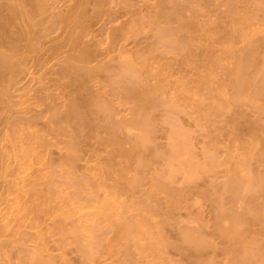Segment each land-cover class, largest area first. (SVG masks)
I'll list each match as a JSON object with an SVG mask.
<instances>
[{
	"label": "bare ground",
	"instance_id": "1",
	"mask_svg": "<svg viewBox=\"0 0 264 264\" xmlns=\"http://www.w3.org/2000/svg\"><path fill=\"white\" fill-rule=\"evenodd\" d=\"M60 1L62 7L59 0H0V172L10 160L4 137L19 131L26 133L21 150L32 158L26 159L29 169L44 166H33L28 179L6 181L27 196L9 215L2 213L1 194L12 190L2 186L13 169L3 172L0 264H11V256L16 264H90L102 253L124 254L126 260L118 257L123 264L143 258L153 264H264V0L139 3L147 9H134L131 0ZM146 25L149 43L139 39ZM132 37L133 47H127ZM236 40L244 41L238 54ZM24 74H32L36 88L22 84ZM226 87L232 89L227 96ZM28 92L30 104L15 108L14 98ZM130 102L128 116L118 118ZM244 109L254 115L245 135V126L237 128ZM180 113L192 120V129L184 117L179 121ZM126 125L139 132L130 134ZM158 125L164 144L155 141ZM195 145L202 158L196 163L188 156L199 154ZM156 161L164 168L153 167ZM219 166L225 175L214 184L209 174ZM56 167L71 175L63 181L75 185L76 201L93 195L95 214L79 211L76 217L75 205L65 210L66 204L53 203L49 187ZM15 168L10 176L21 171ZM82 182L95 189H83ZM86 189L93 194L85 195ZM100 190L107 194L101 197ZM87 198L82 205H91ZM75 243L79 250L69 246ZM132 246L140 260L128 258ZM65 247L78 251L77 261ZM99 259L92 263L102 264Z\"/></svg>",
	"mask_w": 264,
	"mask_h": 264
},
{
	"label": "rangeland",
	"instance_id": "2",
	"mask_svg": "<svg viewBox=\"0 0 264 264\" xmlns=\"http://www.w3.org/2000/svg\"><path fill=\"white\" fill-rule=\"evenodd\" d=\"M120 1H121V0H120ZM147 1H148V0H147ZM151 1H153V0H149V1H148V4H149ZM154 1H155V0H154ZM154 1L151 2V3H154ZM59 2H60L59 5L62 7V5H61V1H60V0H59ZM59 2H58V3H59ZM140 2H143V3H144L145 0H144V1H142V0H141V1H139V0H131V3L134 4V6H135V8H134V6L131 7V9L134 10V9H136V7H137V9H138L139 7H143L144 4L147 3V2H145L144 4H143V3L139 4ZM62 4H63V3H62ZM142 4H143V6H139V5H142ZM59 5H58V6H59ZM150 5H151V4H150ZM56 6H57V4H56ZM145 6H146V5H145ZM145 6H144L143 8L147 9V7H145ZM63 7H64V6H63ZM133 8H134V9H133ZM224 8H225V7L223 6L222 9H224ZM145 9H144V12L146 13L147 10H145ZM137 11H138V12H137L136 14H138L139 12H140L141 14L143 13V9H142V8L139 9V10H137ZM141 11H142V12H141ZM145 13H144V14H145ZM146 14H147V13H146ZM134 15H135V14H134ZM124 17L127 18L126 15H125ZM124 17H121V20H124V19H123ZM144 19H146V18H144ZM118 21H120V20H117V22H118ZM117 22H116V23H117ZM120 22H121V21H120ZM114 23H115V22H114ZM114 23H112L111 25H113ZM116 23H115V25H116ZM118 23H119V22H118ZM118 23H117V24H118ZM99 25H100V24H99ZM146 27H147V28H146ZM253 27H254V26H253ZM255 27H257V26H255ZM144 28H145V29H144ZM144 28H142V29H143L142 32H143L144 34H143V33L139 34V39L142 38V39H141V42H142L143 39H145L144 42L147 40V42L149 43L148 37L151 35V34H149V33H152V31L149 29V26H147V25L144 26ZM146 30H147V32H144V31H146ZM148 30H149V31H148ZM108 31H110V29H109ZM150 31H151V32H150ZM106 32H107V30H106ZM147 33L149 34L148 36L146 35ZM223 34H224V33H223ZM145 35H146L147 37H146ZM142 36H143L144 38H143ZM133 38H134V37H132L131 39H129V41L126 42L127 47H133V46H132L133 43H134V41H133L134 39H133ZM149 39H150V38H149ZM130 40H132V41H130ZM144 42H143V44H144ZM238 42H239V43H238ZM243 42H244V41H242V40H236L235 45H234V48H236V49H234V50H236V53H237V54H238L237 51L239 50V48L242 47V45L244 44ZM131 43H132V44H131ZM130 44H131V46H129ZM62 50H63V49H62ZM234 52H235V51H234ZM115 54L117 55L116 52H115ZM237 54L234 53V55H237ZM61 56H62V55H61ZM61 56H58V57H61ZM117 56H118V55H117ZM54 58H55V57H54ZM54 58H52L53 60L51 59V60L49 61V64H50V63L52 64V63H54V62L57 61L58 58H57V57H56L55 59H54ZM229 60H230V61H229ZM233 60H234L233 58H229V59H228V61H227L228 64L225 63V64L227 65V67H228V66L231 67V66L233 65V64H232ZM51 61H52V62H51ZM49 64H48V66H50ZM225 69H226V68H225ZM30 70H31V69H30ZM217 71H219V72H223L224 69H223V68H219V69H217ZM28 74H29V73H28ZM221 74H222V73H220V75H221ZM26 75H27V74H26ZM26 75L24 74L25 77H26ZM31 75H32V74H30V76H29V75H28V76H29L30 78H32ZM35 75H36V74H35ZM28 76L26 77V79H25V77L22 78V82L24 81L22 84L26 86V84H27L26 82L28 81V84H29V85L27 84L26 87L31 86L32 88H36V87H37V84H39V83H38V82H34V83H33V80H34V79H32V82H31V81L29 80V77H28ZM35 80H36V79H35ZM29 81H30V83H29ZM30 84H31V85H30ZM25 86H24V87H25ZM226 88H227L228 90H227ZM226 88H224V89L227 90V91H225V92H226L225 94H226V96H227V95H228L227 92L229 91L228 93L230 94V91L232 92V89H230L229 87H226ZM21 92H22V94H23V92H24V94H25L24 89H22L21 91H19V94H20ZM17 93H18V92H17ZM30 93H33V91H30ZM30 93L28 92L27 95H21L22 98H20L21 96L18 97V98L15 97L14 99H18V104L15 105V106H17V107H15V108L18 109V107H19V108H21V110L25 109V107H26L27 105H29L31 101H30L29 98H28V99H25L24 96H29ZM26 98H27V97H26ZM20 101H22L23 103L20 102ZM245 102H246V101H245ZM243 103H244V102H243ZM132 105H133V103L130 102V103H125V104L123 105L124 107L121 106V107H120V111H119V113H118L119 115L117 114V115H118V118L121 117V115H122V116L125 115V114L127 115V112L130 111V108L132 107ZM247 108H248V107H245V109H247ZM163 109H164V108H163ZM245 109H244L243 112L246 111ZM157 111H160V110L158 109ZM162 111H163V110H162ZM162 111H161V112H162ZM161 112H160V114H161ZM163 112H164V111H163ZM243 112H242V113H243ZM158 113H159V112H157L156 114H158ZM242 113L240 114L241 116L244 114V113H243V114H242ZM245 113H247L246 116L243 115L245 118H243V117H241V118H237V119H240V121L238 120V121H239V124H238L239 126H238L237 128L239 129V127H240L241 124H242V126H245V127H242V126H241L243 129L245 128V129L242 130V131H240V129H241V127H240L239 131L241 132V134H242V133H243V134H244V133L246 134V133L248 132V131H247V126H246L247 124H246V123H250V122H251L250 119H253V118H254V115H253L252 118L249 117L250 115L248 114L247 111H246ZM126 115H125V116H126ZM179 115H181V118L179 119V121H180V120L183 121V119L186 118L185 116H182V113H180ZM248 115H249V116H248ZM127 116H128V115H127ZM158 116H162V115H159V114H158L157 117H158ZM251 116H252V115H251ZM155 117H156V116H155ZM183 117H184V118H183ZM159 118L161 119L162 117H159ZM159 118H157L158 121H161V122H162V120H160ZM182 118H183V119H182ZM249 118H250V119H249ZM187 119H188V118H187ZM187 119H185V122H184V124H187L185 127L188 128V129H192L193 126L188 125L187 122H189V123H191V124H192L193 122H192L191 119H188V120H187ZM242 119H243L244 121H243ZM241 120H242V121H241ZM41 121H42V119H41ZM181 121H180V122H181ZM248 121H249V122H248ZM161 122H160V123H161ZM243 122H244V123H243ZM236 124H237V122H236ZM243 124H244V125H243ZM245 124H246V125H245ZM2 126H4V125H2ZM163 126H164V125H163ZM125 127L131 129V130H129V131H130V134L135 135L136 133L139 132V131H138L139 129L136 128L137 130H135V129H133L134 127H131L130 125H126ZM164 127H165V126H164ZM25 131H27V130H25ZM131 131H133V132L131 133ZM137 131H138V132H137ZM22 132H24V131H19V133H17V135H16L14 138H12L10 134L7 135L8 137H7V136L4 137L5 139H7L6 141H5V139H4V142H5L4 145H7V146L9 145V146H10V147H7V146H6V147H3L4 150H5V148H6V150H7V151H6V150L4 151V154H5L6 157H7L8 154L5 153V152H9L10 160H14V161H10V160L8 159V162L10 161V162H9L10 164H9V163L7 162V160L4 158V162H5V160H6V164H8V166H9V167H7V168H8V171H10V170H12V169L14 170V168L18 165L19 162H20L19 164L21 165V164L23 163V161H24V163L26 162V159H27L28 161L32 159L31 157L27 156V155H29V154H25V150H24V151L21 150V147L24 146L23 143L25 144L24 139H25V137H26V136H25L26 133L24 134V133H22ZM134 132H136V133H134ZM156 134H157V135H156V139H155V141H157V143H159V140L161 141V139H162L163 142L161 141V142H162L161 144H164V142H166L167 139L165 140V137H164L165 135L162 133V130H161V128H160V125H158V129H157V131H156ZM245 134H244V135H245ZM9 135H10V136H9ZM158 135H159V136H158ZM18 136H19V137H18ZM161 136H162V137H161ZM9 137H10L11 139H10ZM17 137H18V139H17ZM20 137H22V139H21ZM15 138H16V139H15ZM160 138H161V139H160ZM12 139H14V140H16V141H14V140L12 141ZM157 139H158V140H157ZM8 141H9V142H8ZM20 141H21V142H20ZM10 142H11V143H10ZM199 142H200V141H199ZM7 143H8V144H7ZM9 143H10V144H9ZM16 143H17V144L19 143L20 145H17ZM11 144H12V146H11ZM21 144H22V145H21ZM59 144H60L59 146H62L61 143H59ZM159 144H160V143H159ZM196 144L198 145V142H197ZM199 145H200V143H199ZM17 146H18V147H17ZM19 146H20V147H19ZM25 146H26V145H25ZM25 146H24V147H25ZM126 146H129V145L126 144ZM10 148H11L12 151H10ZM25 148H26V147H25ZM52 148H54V147H52ZM55 148H56V147H55ZM15 149H16V150H15ZM22 149H23V147H22ZM195 149H196V150H194V151L196 152V155L198 154L197 152H199V154L197 155V157L192 158V156H190V155H188V156L191 157L192 160L194 159V162L196 163V161H202V158H201V156H200L201 151H198V149L200 150V146L196 147V145H195ZM55 150H58V149H55ZM10 152H12V153H10ZM55 152H57V151H55ZM26 153H27V152H26ZM57 153H58V152H57ZM57 153H54L53 156L56 157V154H57ZM22 154H23V155H22ZM24 154H25V156H24ZM14 156H15V157H14ZM22 156H23V158H22ZM186 156H187V155H186ZM188 156H187V157H188ZM3 157H4V155H3ZM9 157H7V158H9ZM11 157H13V159H11ZM26 157H28L29 159L26 158ZM189 157H188V158H189ZM199 157H200V158H199ZM21 158H22V159H21ZM30 158H31V159H30ZM188 158H187V159H188ZM189 159H190V158H189ZM196 159H197V160H196ZM15 160H16V161H15ZM18 160H19V162H18ZM20 160H21V161L23 160L22 163H21ZM192 160H191V161H192ZM28 161H27V162H28ZM11 162H13V164H12ZM14 162H15V163H14ZM27 162H26V163H27ZM30 162H31V161H30ZM30 162H29V163H30ZM192 162H193V161H192ZM24 163H23V164H24ZM156 163H158V162L156 161V162L154 163L155 165L153 166V167H155V168H156V166H157ZM6 164H5V165H6ZM14 164H15V165H14ZM23 164H22V165H23ZM159 164H160L161 166L163 165V164L160 163V162H159ZM22 165H21V166H22ZM24 165H25V164H24ZM18 166H19V165H18ZM18 166H17V167H18ZM21 166H20L18 169L15 168V169H16L15 171H17V170H19V169H20L21 171H20V172L17 171V172H18L17 175L15 174V175H12V176H10V174L13 172V170L10 171V172H9L10 174L8 173V175L6 176V175L3 174V172L6 173V172H5V171H6V170H5L6 167L3 168V170L1 169L2 171H1L0 173H2V177H0V184H2V182H1V178L3 179V175L5 176L4 178L6 179V180L3 179L5 182L2 180V181L4 182L2 188H5V185H4V184H7V185H8L10 182H12V181L14 182V181H15L14 179H17V178H18V179H17L18 181H19V179H22V178H19V177H25V178H27V177H28V172H30V174H32V170L34 171V169H32V168H34L33 166H36V168L39 167V168H41V169L44 168V166H43L42 164L40 165V163H39L38 165H37V163H36V165H35V164L32 165V166L30 165V167H32L31 170H30L29 167H28V166H29L28 163H27V168H28V170H27V168H26V165H25L26 170L23 169L24 166H22L23 168L21 169ZM13 167H14V168H13ZM7 168H6V169H7ZM11 168H12V169H11ZM36 168H35V170H36ZM157 168H159V167L157 166ZM163 168H164V165H163ZM163 168H161V169H163ZM37 169H38V168H37ZM41 169H40V170H41ZM45 169H46V168H45ZM61 169H62V168H61ZM159 169H160V168H159ZM161 169H160V170H161ZM23 170H24V171H23ZM38 170H39V169H38ZM38 170H37V171H38ZM62 170H63V169H62ZM72 170H73V169H72ZM53 171L55 172V175L52 176L51 179H54V180H53L54 182H52V180H51V181L49 180V181L51 182V183H50L51 187H49V190H53V189H54L55 191H54V190H53V191H54L55 193L52 192V191H50V193L48 194V196H50V194L53 195V193L55 194V195H54V199H56V201L54 200L53 203H56V204L59 203L60 206H61V205H62V206H65V204H66V205H67V206H65L66 208L63 207V208H65V210H67V209H69V208L72 209V208L74 207V205H75L76 208H74V209H72V210H74V211L77 210V212L75 211L76 213L74 214V215H76V217H77V216H80L81 214L85 215V214L87 213L86 215H88L89 213L95 214V213L97 212V209H98V208L95 207V206L97 205V203L93 202V201H95V199H94V200L91 199V197L93 196V195H92L93 193L91 194V193H90L91 190L89 191V189H92V188H90L91 185L89 186V184H87V187H85L86 185H84V184H86V183H85V182H84V183L82 182V183H83V186H82L83 189H84V188H88V186H89V189H86L87 192H88V191H89V192H88V193H85V195H89V194L92 195L90 198H89L90 195H89V196H85V197H88V198H89V199L87 198L88 200L91 199L90 201H92V202L89 203V204H91V205H85L86 203H84V205H85V206H84V205H82V204H83L82 201H85V200H84L85 197H84V199H83L82 201H80L81 199L79 198V202H80V203H79L78 201H76V199H74V197H76V196L73 195V193H74V191H75V188H76V187L74 188L75 185H72V184L70 183L72 186H67V185H70V184H67L66 182H68L69 177H70L71 175H69V174H68V175H64L65 173L63 174V173H62L63 171L60 172V168H59V167L54 168ZM76 171H77V170H76ZM219 171H220L221 173H220ZM35 172H36V171H35ZM42 172H43V171H42ZM65 172H66V171H65ZM69 172H70V171H69ZM69 172H68V173H69ZM71 172H73V174H75V173H74L75 171H71ZM87 172H88V171H87ZM158 172H159V171H158ZM216 172H217V173H216ZM222 172H224V173H222ZM13 173H14V172H13ZM13 173H12V174H13ZM15 173H16V172H15ZM36 173H37V172H36ZM39 173H40V172H39ZM43 173H44V172H43ZM61 173H62L63 175H60ZM76 173H77V172H76ZM80 173H81V172H80ZM80 173H79V174H80ZM88 173H89V172H88ZM34 174H35V173L33 172V175H34ZM57 174L59 175L60 178H58V175H57ZM73 174H72V175H73ZM222 174L225 175L224 167H223V166H219L218 170L215 171L214 174H209V175H210V176L212 175V177H211L212 179H213V178L216 179V180L213 179V182H215L214 184H216V183H218L217 181L223 179L222 177H224V175L221 176ZM33 175H31V176L33 177ZM75 175H76V174H75ZM77 175H78V173H77ZM77 175H76V176H77ZM214 175H215V177H214ZM8 176H9V177H8ZM13 176H14V177H13ZM29 176H30V175H29ZM35 176H36V175H35ZM35 176H34V177H35ZM63 176H64V177H63ZM73 176H74V175H73ZM80 176H81V174L79 175V177H80ZM210 176L207 177V178H208L207 180H203V182L201 183L200 186H203V188H204V187L206 186V185H205V181H206V184H208V182L210 183V181H212V179L210 178ZM10 177H13L14 179H12V178H10ZM32 177H31V178H32ZM55 177H56V178H55ZM61 177H62V179H61ZM216 177H218V178H216ZM9 178H10V180L12 179V181L9 180L10 182H9V183H6V181H7ZM74 178H75V177H74ZM209 178H210V179H209ZM27 179H28V178H27ZM55 179H56V180H55ZM57 179H58V180L60 179V180L58 181ZM71 179H72V177H71ZM183 179H184V178H183V176H182V177H181V180H179V179H178V180H179L180 182H182ZM17 180H16V181H17ZM23 180H24V179H23ZM25 180H26V179H25ZM25 180H24V183L26 182ZM63 180H64V181L67 180V181L65 182L67 185L64 183ZM72 180H73V179H72ZM74 180H75V179H74ZM16 181H15V182H16ZM20 181H21V180H20ZM57 181H58V183L60 184V186H59V184L57 183ZM110 181H111V179H110ZM110 181H109L108 184H110ZM7 182H8V181H7ZM13 182H12V183H13ZM21 182H22V181H21ZM21 182H20V183H21ZM40 182H42V180H41V181L39 180V183H40ZM112 182H114V181L112 180ZM20 183L18 182L19 185H21ZM22 183H23V182H22ZM24 183H23V184H24ZM45 183H46V181H45ZM62 183H63V184H62ZM73 183H75V181H74ZM82 183H81V184H82ZM106 183H107V182H106ZM23 184H22V185H23ZM46 184H47V183H46ZM46 184H44V185H46ZM57 184H58V185H57ZM61 184H62V186H61ZM81 184H80V186H81ZM111 184H112V183H111ZM111 184H110V185H111ZM14 185H15V183H14ZM16 185H17V184H16ZM37 185H38V181H37ZM42 185H43V184H42ZM42 185H39V187L42 186ZM44 185H43V186H44ZM52 185H54L55 187H56V185H57L56 189H58L59 191H63V190H64L65 193H64V191H63L62 193H60L58 190L55 189V187H52ZM204 185H205V186H204ZM58 186H59V187H58ZM63 186H64V187H63ZM146 186H148V184H146ZM146 186L144 185V187H146ZM200 186H199V189L202 190L203 188H201ZM8 187H9L8 189H10V188L12 189L13 184H9ZM15 187H16V186H15ZM37 187H38V186H37ZM37 187L35 186V188H37ZM45 187L47 188V186H45ZM92 187H93V186H92ZM94 187H95V186H94ZM0 188H1V187H0ZM21 188H22V186H21ZM43 188H44V187L39 188V189L43 190ZM52 188H53V189H52ZM196 188H198V187H196ZM196 188L193 187L192 189L195 191V190H197ZM16 189H19V188H18V185H17V188H15V191H13V189H12V190H10V191L8 190L9 194H7V193H8V192H7V193H6L7 195L5 194V191L3 192V193H4L3 195L1 194V196H3V197L5 196V197H6V198L4 197V199H1V202L3 201V202H2V207L0 206L1 209H3V210H2V213H3L4 211H6V213H8V215H9V212H11V211L13 210L14 206L18 205L20 202H23V201L27 198V196L24 197V196H19V194L17 195L18 192L16 191ZM93 189H95V188H93ZM93 189H92V190H93ZM204 189H205V188H204ZM204 189H203L202 191H204ZM2 190H4V189H1L0 192H1ZM81 190H82V189H81ZM6 191H7V188H6ZM12 191H13L14 193L17 192L16 194H14V195H17V197H16L17 199H16L15 197H14L15 199L13 198L14 195H13V192H12ZM43 191H44V190H43ZM83 191H84V190H83ZM57 192H58V193H57ZM84 192H86V191H84ZM84 192H83V195H82V196H84ZM94 192H95V190H94ZM97 192H98V195H100L101 197L104 195V193L107 194V192H105V191L103 192V191H101V190H100V192H99V191H97ZM1 193H2V192H1ZM41 193H42V192H41ZM56 193H57V194H56ZM67 193H68V194H67ZM99 193H100V194H99ZM101 193H102V194H101ZM20 194H21V193H20ZM58 194H59L60 196H59ZM61 194H62V195H61ZM64 194H65L66 197L63 196ZM74 194H75V193H74ZM8 195H9V197H8ZM57 195H58V196H57ZM62 196H63V197H62ZM3 197H2V198H3ZM7 197H8V198H7ZM23 197H24V198H23ZM50 197H51V196H50ZM56 197H57V198H56ZM94 197H95V196H94ZM97 197H98V196H97ZM97 197H95V198H97ZM12 198H13L14 200H13ZM18 198H19V199H18ZM48 198H49V197H48ZM81 198H83V197H81ZM92 198H93V197H92ZM11 199H12V200H11ZM21 199H22V200L24 199V200L22 201ZM51 199H53V197L50 198L49 200H51ZM58 199H61V201L58 200ZM67 199H68V200H67ZM97 199H98V198H97ZM5 200H6V202H5ZM10 200H11V201H10ZM15 200H16V201H15ZM49 200H48V201H49ZM63 200H65V201H64L65 203L62 202ZM77 200H78V199H77ZM52 201H53V200L50 201L51 204H52ZM57 201H60V202H57ZM86 201H87V200H86ZM7 202H8V207H7V205H5V204H7ZM17 202H18V203H17ZM96 202H97V201H96ZM9 203H10V204H9ZM62 203H63V204H62ZM78 203H79V205H78ZM81 203H82V204H81ZM93 203H94V204H93ZM198 203L200 204L199 201H198ZM204 203H205V202H204ZM205 204H206V203H205ZM205 204H203V200H201V204H200V205H205ZM4 205H5V206H4ZM12 205H14V206H12ZM57 205H58V204H57ZM71 205H73V206H71ZM80 205H81L82 207H83V206H84V207L81 208ZM70 206H71V207H70ZM88 206H89V207H88ZM205 206H206V205H205ZM205 206H201L202 209H203ZM4 207L6 208V210H5ZM94 207H95L96 209H94ZM8 208H9V209H8ZM77 208H79V209H77ZM10 209H11V211H10ZM190 209H192V210H191V211H192L191 213H195V211H197V208H196V207L194 208L195 211H194L193 208H190ZM95 210H96V211H95ZM206 210H207V209L205 208V212H207ZM79 211H80L81 214L79 213ZM185 211H186V210H185ZM185 211H184V209H181V213H182L183 215H184ZM71 212H72V211H69L70 214H71ZM205 212H204V215H205ZM4 213H5V212H4ZM73 213H74V212H73ZM77 213H78V214H77ZM191 213H190V214H191ZM207 213H208V212H207ZM79 214H80V215H79ZM72 215H73V214H72ZM206 216H207V215H206ZM73 217H74V216H72L71 218H73ZM85 217H87V216H85ZM184 217H186V216H184ZM4 221H5V220H4ZM46 222H47V221H46ZM44 224H45V223H44ZM44 224L42 223L41 226H43ZM193 224H194V223H190L189 225H193ZM67 227H69V225H68ZM84 234L87 235L86 237H88V234H89V233H87V231H84L83 235H84ZM83 235H82V239H83V237L85 236V235H84V236H83ZM68 239H69V238H67V240H68ZM70 239H71V238H70ZM56 240H57V235H56ZM85 240H87V239H85ZM85 240L83 241L84 243H85ZM70 241H71V240H70ZM171 241H172V239H171ZM68 242H69V241H68ZM71 242H72V241H71ZM28 244H29V243H28ZM76 244H77V243H75V245L73 244L72 246H71V245H69V246L71 247V249H72V247H73V249H74V247H75V248H78V247L80 246V244H78V247H76ZM81 246H82V245H81ZM81 246H80V247H81ZM70 247H68V248L65 247V249L67 248V250H68V249H70ZM86 247H87V246H86ZM86 247H85V248H86ZM71 249H70V250H71ZM130 249H131V252H133V254H132V256L130 255L131 257L129 256L128 258H133V260L130 259L131 261H134V260H136V259H139V260H140V258L138 257L139 254H138L137 250L134 248V246H132V248L130 247ZM134 249H135V250H134ZM75 250H76V249H75ZM78 250H79V248H78ZM71 251H72V254H71V253H70V254H71L72 256H71V255H69V256H71L72 258L74 257L75 260L77 261V260H78L77 258H79V257L77 256V255H78V254H77L78 251L76 250V251H75L76 253L74 252V250H71ZM80 251H81V250H80ZM57 252H58V251H57V249H56V251H55L54 253H57ZM59 252H60V251H59ZM81 252H82V251H81ZM79 253H80V252H79ZM80 254H81V253H80ZM14 255H15V254H14ZM14 255H13V256H14ZM118 255H119V256H117V255H116V256H115V255H114V256H113V255L111 256V255H109V254H107V253H106V254H105V253H102V254L100 255L101 258H100V259L98 258L99 261H100V262L98 261V263H101V261H102V264H120L119 262H121V264H123L122 261L126 260L127 258L124 259V257H123L124 254L121 255V253H120V254H118ZM120 255L123 257V260H122V257L120 258L122 261H119V259H118V257H120ZM14 257H15V256H14ZM76 257H77V258H76ZM125 257H126V255H125ZM12 258H13L12 256H11V258H9L10 263H11V264H13V263L16 264L18 261H17V262H12V261H15V260H16V258H15V259H14V258L12 259ZM150 258H151V257H150ZM150 258H148V259H150ZM98 259H93V260L89 261V263L91 262L90 264H93V263H95L94 261L96 260V262H97ZM143 259L145 260L146 258H143ZM143 259H141V260H143ZM148 259H147V260H148ZM111 260H112V261H111ZM144 260H143V261H144ZM155 260H156V259H155ZM157 260H158V259H157ZM157 260H156V262H157ZM9 261H6V262H9ZM128 261H129V259H128ZM143 261H141V262H142L141 264H149V263H150V261H149V263H147L148 261H147L146 263H144L145 261H144V262H143ZM152 261L154 262V260H151V263H152ZM77 262H79V263H77ZM77 262H76V263L74 262V263H75V264H81L80 261H77ZM92 262H93V263H92ZM113 262H114V263H113ZM117 262H118V263H117ZM133 263H134V262H133ZM133 263H131V264H133ZM136 263H137V262L135 261L134 264H136ZM139 263H140V262H138L137 264H139ZM151 263H150V264H151ZM86 264H88V263H86ZM128 264H130V262H129ZM152 264H153V263H152Z\"/></svg>",
	"mask_w": 264,
	"mask_h": 264
}]
</instances>
